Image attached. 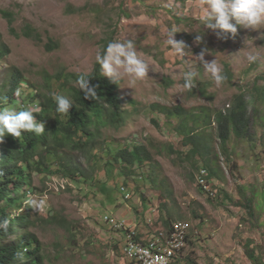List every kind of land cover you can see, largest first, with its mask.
Returning a JSON list of instances; mask_svg holds the SVG:
<instances>
[{"label":"rangeland","instance_id":"rangeland-1","mask_svg":"<svg viewBox=\"0 0 264 264\" xmlns=\"http://www.w3.org/2000/svg\"><path fill=\"white\" fill-rule=\"evenodd\" d=\"M2 10H11L13 20L4 18ZM69 10L75 12L70 14ZM206 10V0H0V38L3 47L9 49L0 62V79L7 66L17 69L6 73L0 88L10 91L15 87L16 91L12 74L25 75L27 85L21 94L28 97L26 109L33 113L41 109L33 102L36 94L49 90L45 74L90 73L108 37L121 42L140 40L135 42L137 54L150 65L143 80L127 74L120 80L119 87H126L119 92L126 110L123 126L93 125L91 129L99 137L97 150L89 151L88 157L73 153L75 161L100 183L115 182L114 190L104 193L98 186L89 187L87 182L77 185L49 169L31 170L32 199L43 205L39 209L28 206L46 264H134L123 254L128 228L151 232L177 220L187 224L188 237L192 226L214 235L210 247L199 245L208 241L204 233L196 235L202 241L190 242L187 251L186 244V264H253L246 253L249 244L264 260V26L251 29L238 25L235 37L231 33L217 36L220 30L200 22ZM28 21L42 33V41L22 34ZM172 27L178 30L175 38L187 46L183 56L167 43ZM198 35L200 41L196 40ZM51 39L59 44L53 51L46 46ZM201 52L205 61L216 59L231 78L217 85L196 58ZM249 54L258 55V61L249 62ZM185 71L197 73L193 91L184 87ZM167 76L175 81L174 86L163 85ZM53 82L54 91L59 89L58 95H66L56 86L57 81ZM200 84H207V94L201 92ZM242 90L249 102V122L243 137L231 132L229 157L221 152L217 126L211 124L214 117L210 116L231 109ZM130 99L135 100V107L127 105ZM178 101L192 112L190 121L183 122L185 130L200 116L202 122L196 124V131L210 139L212 155L219 164L210 178L212 191L198 182L199 171L189 155L193 145H185L184 135L175 132L182 118L152 113L151 103L170 105ZM153 115L161 121L158 127L151 120ZM166 142L186 152L182 161L181 154L170 155ZM135 144L145 145L153 159L137 163L131 170L122 160L116 161L114 154ZM48 161L52 168L58 167L57 160ZM107 163L113 165L112 171L106 172L110 169ZM122 166L125 169L119 170ZM123 188L130 190L128 199L122 196ZM105 215L117 219L122 228L106 221ZM52 216H61L71 230L49 221Z\"/></svg>","mask_w":264,"mask_h":264},{"label":"trees","instance_id":"trees-1","mask_svg":"<svg viewBox=\"0 0 264 264\" xmlns=\"http://www.w3.org/2000/svg\"><path fill=\"white\" fill-rule=\"evenodd\" d=\"M122 10L127 11L123 8ZM156 10L157 8L155 7L154 11ZM168 11L173 12V8H168ZM74 12L75 11L73 10H69L70 14H73ZM151 12L152 11H150V13ZM2 14L8 21L13 20V17H15L11 10H2ZM13 32L16 34V36H20V34L16 33L14 29ZM32 33H34V35H32ZM22 34L30 39H35L38 41L43 40L42 33L29 21L26 22L25 27L22 28ZM113 40L116 39L114 37H108L103 40L104 44L100 55H103L104 48L106 47L107 43ZM139 41L140 40L138 39L135 40L136 43H139ZM46 46L50 49V51H53L59 47V44L55 40L51 39ZM0 50H3L0 51V56L7 54L9 51V49L5 46ZM146 52L148 54L151 53L148 50H146ZM12 72H17V69H13ZM78 74H83V72L61 71L53 76L45 74L47 77L46 85L49 86V90L47 93H43L41 91L38 92L39 94H36L33 99V102L39 104L42 108L39 113H34V115L37 121L39 118L42 120H40L41 122L39 123L44 125L45 131L41 135H36L35 133H22V135L19 137L20 139L22 138L20 141L14 140L15 137L13 136L12 139H9L10 165L8 166L7 171L10 175H18L26 178L32 184V169H37L41 172L49 169L51 173L67 177L77 185L87 182L89 187L98 186L100 187L101 191L108 193L114 190L116 183H111L110 181H107L106 183H100V181L95 176L93 177L90 171L84 170L75 161L73 153L81 152L85 157L89 156V151H93L94 153V151L97 150L96 139L99 137H97V134L91 129V127L95 124H111L116 128L122 127L124 123L123 117L126 113V110L123 109L125 105H123V103L120 101L117 94L116 87L118 83L111 81V78L103 75L101 67L97 62L95 63L93 70L88 73L90 74L88 78L90 86L94 84L99 85V88L97 89L99 97L98 99L84 98L82 90H79V86L76 83ZM226 75L231 77L228 73ZM53 80L57 81L56 86L58 88L68 91L72 97L74 105L67 114H61L56 111V102L53 99V95H58L59 89L54 91ZM174 84L175 81L171 76H167L165 82H163L165 87H172ZM200 87L201 92L205 94V91H207V84H200ZM127 103V105H132V107H135L134 99H130ZM157 108H159V112L165 113L167 116H178L179 118H182V122H180V124L177 126L175 132H178L179 135H184L182 141L185 145H193L189 152V155H192V158L195 161L192 164L193 167L199 171L201 176L203 170H210L211 176V173L213 174L215 172L214 167L218 166L219 164L216 160V157L212 155V148L209 142L210 139H208L206 135L198 134V131H196V124L198 122H202L200 116H196L195 120L193 121L195 125L191 126L189 130L186 131L184 123L186 124L188 121H190L189 115L192 114V112L186 107L179 104L171 107L166 105L152 104V113L158 111ZM228 115V117H220L217 132L221 143V152L230 157V150L227 147V143L230 139L232 131L231 128H229L230 125L227 124L232 122L233 124L231 125H235L234 129L232 128L235 134L238 137L244 136L245 132H247L245 127L247 126V122H249L247 119L248 103L246 100L244 98H236V102L233 103V107L231 110H229ZM193 117H195L194 114ZM151 120L154 122L153 124L155 126H159L157 122L160 120L157 118V116L153 115ZM184 131H186V133H184ZM166 143L170 155L181 154L180 159L182 161V157L186 154V152L178 149L177 146L173 144V142ZM63 155H65V159H63ZM35 156H38L39 158L34 160ZM49 158L51 160L55 159L59 163L56 169L51 167L52 164L48 161ZM114 158L118 162L122 160L125 164V167L132 170L137 163L150 161L153 159V156L151 151L145 145L135 144L130 148H120L118 152H115ZM174 162L177 163L176 160H174ZM106 167L110 168L106 171L109 172L112 171L111 168L113 165L107 163ZM124 169L125 168L122 166L119 170ZM121 172L124 173L123 171ZM215 173H217V171ZM0 178L2 179L3 177ZM4 191V188H0V196L4 194ZM120 191L121 189L119 188V192ZM129 191V189L125 190L123 188L122 196L124 195V199H128L126 196L129 195ZM14 203L15 200L10 198V202L7 203V205L9 206L10 204ZM24 221L26 224L28 223L27 218H24ZM49 221H53L64 226L67 231L71 230L70 227L66 226L67 221L63 220L61 216H52ZM170 226L171 224H169L167 227L170 228ZM38 243L40 247H42V243L39 242V240ZM21 250V248H18L17 252ZM246 253L252 260L253 264H264V260L254 248L250 247V244L246 248ZM28 256L30 257V260L22 264H39V257L34 258L32 253H28ZM15 259L16 255L13 258H7L0 255V264H13Z\"/></svg>","mask_w":264,"mask_h":264},{"label":"clouds","instance_id":"clouds-1","mask_svg":"<svg viewBox=\"0 0 264 264\" xmlns=\"http://www.w3.org/2000/svg\"><path fill=\"white\" fill-rule=\"evenodd\" d=\"M206 5L207 10L200 17V22L207 28L220 30L216 32L217 36H220L221 33H231L232 36L235 37L238 32V25L251 29L264 26V0H206ZM177 32L178 30L176 27H172L169 30L167 43L176 54L183 56L188 49L184 41H178L175 38ZM201 39L202 37L199 35L196 37L197 41H200ZM1 41L2 39L0 38V49L3 47V42ZM204 55L205 53L201 52L196 58L203 63L204 69L211 74L217 85L225 81L227 78H231L226 75L227 73H223V70L216 59L211 62L205 61ZM5 56L6 54L0 56V62L3 61V57ZM258 59L259 57L256 54H249L247 56V60L251 63L257 62ZM96 62L100 65L103 75L111 78V81L118 83L116 88L119 98V92L123 88H126L123 85L119 87L120 80L124 74L132 76L136 80H143L150 70L149 63L139 57L135 42L130 39L122 42L116 40L108 42L104 48L103 55L98 54L96 56ZM15 68L16 67L7 66L5 75L7 72L12 71ZM5 75L1 77L0 81ZM89 75L90 74L88 73L78 74L76 83L79 86V90H82L85 99H98L97 89L99 88V85L94 84L90 86ZM196 75L197 73L193 71L184 72L183 80L185 88L191 90L195 87L193 77ZM24 79L25 75H20L15 83L17 89L14 94H12L11 91H3L0 88V177H3L2 179L0 178V188H4L5 190L4 194L0 196V255L7 258H13L16 255L13 264H22L30 260L28 253H32L34 258H40L38 261L39 264H46L44 261L45 256L41 252L42 247H40L38 238L32 230L34 220H32L30 212L31 206L39 209L42 207L43 202L41 201L38 203L32 199L33 192L31 189V182L24 177L10 175L7 171L8 166L10 165L9 139H12L13 136L15 137L14 140L20 141L22 138L20 139L19 137L22 133H35L36 135H41L45 131L44 125L39 123L42 120L39 118L37 121L33 111L31 109H26L29 105V103L26 102L28 97H24L21 94V89L24 85H27V82ZM239 87L243 88L242 86ZM207 91H205V94H207ZM65 93L66 95H53V99L56 102V111L61 114L69 113L74 105L70 93L68 91H65ZM236 98H244L246 100L244 91L242 90ZM209 99H212V97L209 96ZM235 102L236 99L234 100V103ZM246 102L248 103L249 109V102L247 100ZM124 104L125 103H123V105ZM151 104L164 105L159 102ZM178 104L184 107L186 106L180 101L170 103V105L166 106L171 107ZM157 110L158 111L155 112L161 115L159 108H157ZM229 110H221L216 112L213 116H210V119L214 117V120H211V124L213 122L214 125L218 127L220 117H228ZM165 116L166 114L163 113L162 117ZM231 124L233 123L229 122L227 125H230L229 128L234 132L232 128L234 129L235 125L232 126ZM214 168H216V166ZM203 174L206 178L207 185L200 182V174L198 175L199 184L204 189L212 191V187L210 186V178L213 177L212 173L210 176V170L206 169V174L202 171V175ZM212 194L214 195L215 192H212ZM10 198L14 199L15 203L8 206L7 203L10 202ZM105 217L106 215L104 216V219ZM24 218L28 219L27 224L25 223ZM180 221L183 220L173 222L170 228L165 225V228L171 229L175 223ZM155 229L156 228H153L151 232L135 230V234L138 237L144 234L151 236L155 233ZM196 230H193L192 226L191 233L188 237L187 248L189 247ZM129 233L130 232H128V234ZM196 235H199L198 232ZM127 241L128 237L124 238L123 249L126 247ZM18 248H21L22 250L17 252ZM181 262L182 264H186L184 258Z\"/></svg>","mask_w":264,"mask_h":264},{"label":"bare ground","instance_id":"bare-ground-1","mask_svg":"<svg viewBox=\"0 0 264 264\" xmlns=\"http://www.w3.org/2000/svg\"><path fill=\"white\" fill-rule=\"evenodd\" d=\"M13 73V72H12ZM18 77L15 74L11 76V82L13 84L16 83ZM11 93H15V87L11 88ZM36 91V90H35ZM47 103V102H46ZM41 107V106H40ZM42 108L40 109V111ZM39 111V112H40ZM35 112V113H39ZM203 173L206 174V170H203ZM201 178H205L204 174ZM109 219L106 220L110 224H113L116 228H122L123 224H120L117 219L107 215ZM174 227L177 229H182L181 234L179 235V242L175 243V250L173 251L172 246H164L163 248V255H172L173 257H166V264H181L182 259L184 258L183 252L188 243V226L185 222H177L174 224ZM131 231V232H130ZM128 241L126 247H130L135 243V241H139L141 239V235L138 237L135 234V231L132 228H128ZM169 240V232H162L161 233V241H168ZM187 248V247H186ZM149 249H156V242H149ZM124 256L128 257L134 264H150V257L148 255V250H140V261L138 257H135L133 252L129 249L124 248L123 250Z\"/></svg>","mask_w":264,"mask_h":264},{"label":"built area","instance_id":"built-area-1","mask_svg":"<svg viewBox=\"0 0 264 264\" xmlns=\"http://www.w3.org/2000/svg\"><path fill=\"white\" fill-rule=\"evenodd\" d=\"M200 182L207 185L206 178H200ZM105 219L108 220L109 218L105 217ZM181 230L182 229H177L174 226H172L171 229H166L165 227L157 228L154 230L155 233H153V235H141V239L139 241H135L133 245L125 248L131 250L134 256L139 258V261L140 250H148L150 264H166V257H173V254L163 255V248L164 246H172L174 251L175 243L179 242ZM162 232H169L168 241H161ZM149 242H156V249H149Z\"/></svg>","mask_w":264,"mask_h":264},{"label":"crops","instance_id":"crops-1","mask_svg":"<svg viewBox=\"0 0 264 264\" xmlns=\"http://www.w3.org/2000/svg\"><path fill=\"white\" fill-rule=\"evenodd\" d=\"M197 232H198V230H197L196 233L193 235V237H192V241H191V242L197 243V242H199V241H202V240H200L201 238H197V237H196ZM200 233H204L205 236L207 237L206 239H207L208 241H202V243H200L199 245H200V246H203V247H210V246H209V243H210V241H213V240H214V237H213L214 235H211L209 232H198V234H200ZM233 233H234V232H233ZM192 246H194V245H192Z\"/></svg>","mask_w":264,"mask_h":264}]
</instances>
